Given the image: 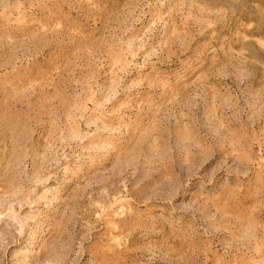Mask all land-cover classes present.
I'll return each instance as SVG.
<instances>
[{
	"label": "rangeland",
	"instance_id": "obj_1",
	"mask_svg": "<svg viewBox=\"0 0 264 264\" xmlns=\"http://www.w3.org/2000/svg\"><path fill=\"white\" fill-rule=\"evenodd\" d=\"M0 264H264V0H0Z\"/></svg>",
	"mask_w": 264,
	"mask_h": 264
}]
</instances>
